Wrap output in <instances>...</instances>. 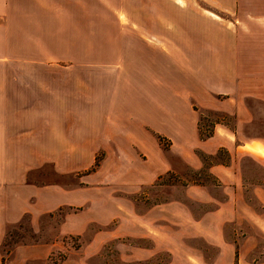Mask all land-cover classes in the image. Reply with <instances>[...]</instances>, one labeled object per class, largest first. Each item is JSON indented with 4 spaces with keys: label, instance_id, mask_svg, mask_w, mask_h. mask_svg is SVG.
Returning <instances> with one entry per match:
<instances>
[{
    "label": "crops",
    "instance_id": "obj_1",
    "mask_svg": "<svg viewBox=\"0 0 264 264\" xmlns=\"http://www.w3.org/2000/svg\"><path fill=\"white\" fill-rule=\"evenodd\" d=\"M202 111L224 115L209 121L206 138ZM256 120H264V0H0V242L25 214L55 212L58 187L26 175L55 160L58 144L98 145L96 174L129 161L127 179L104 173L100 182L142 189L209 159L210 175L239 191L246 171L264 170ZM33 196L43 205L32 208ZM150 213L130 215L136 238ZM256 222L264 264V217Z\"/></svg>",
    "mask_w": 264,
    "mask_h": 264
},
{
    "label": "rangeland",
    "instance_id": "obj_2",
    "mask_svg": "<svg viewBox=\"0 0 264 264\" xmlns=\"http://www.w3.org/2000/svg\"><path fill=\"white\" fill-rule=\"evenodd\" d=\"M201 115V123L224 116L214 111ZM222 121L231 125L232 117ZM253 126L264 131V120H256ZM162 147L168 150L169 143L164 140ZM220 159H225L222 152ZM100 160L94 143L58 144L55 160L42 161L27 172L30 184L58 187L57 208L50 216L25 214L9 224L0 242V264H165L166 258L175 264L192 262V258L201 264H258L260 248L254 247L255 235L262 230L256 218L264 217V170L246 171L245 189L233 191L210 175L206 159L198 171L186 168L179 174L169 173L152 186L134 190L100 182L104 173L127 179L124 169L129 161L112 160L96 174ZM132 162L144 173L151 169V162L134 158ZM30 204L36 209L43 201L33 196ZM136 211L153 213L146 221L137 220V238L130 220ZM244 242L253 243L254 250H240ZM136 249L140 263L134 259Z\"/></svg>",
    "mask_w": 264,
    "mask_h": 264
},
{
    "label": "trees",
    "instance_id": "obj_3",
    "mask_svg": "<svg viewBox=\"0 0 264 264\" xmlns=\"http://www.w3.org/2000/svg\"><path fill=\"white\" fill-rule=\"evenodd\" d=\"M200 121H201V117H200ZM211 122H208V123H204L202 122V124L199 125V132H200V137L201 138H206V137H209L211 135ZM204 129H209L207 133H204Z\"/></svg>",
    "mask_w": 264,
    "mask_h": 264
},
{
    "label": "built area",
    "instance_id": "obj_4",
    "mask_svg": "<svg viewBox=\"0 0 264 264\" xmlns=\"http://www.w3.org/2000/svg\"><path fill=\"white\" fill-rule=\"evenodd\" d=\"M208 130H209V129H207V130H206V129H204L203 131H204V133H207V132H208Z\"/></svg>",
    "mask_w": 264,
    "mask_h": 264
}]
</instances>
